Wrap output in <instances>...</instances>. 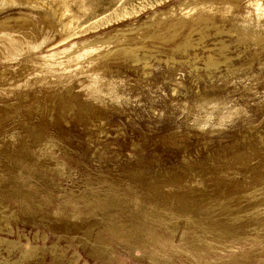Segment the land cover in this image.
I'll return each instance as SVG.
<instances>
[{
  "label": "rangeland",
  "instance_id": "1",
  "mask_svg": "<svg viewBox=\"0 0 264 264\" xmlns=\"http://www.w3.org/2000/svg\"><path fill=\"white\" fill-rule=\"evenodd\" d=\"M0 264H264V0H0Z\"/></svg>",
  "mask_w": 264,
  "mask_h": 264
}]
</instances>
